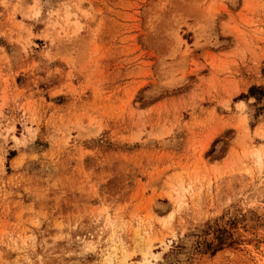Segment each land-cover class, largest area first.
Returning a JSON list of instances; mask_svg holds the SVG:
<instances>
[{
  "label": "rangeland",
  "instance_id": "obj_1",
  "mask_svg": "<svg viewBox=\"0 0 264 264\" xmlns=\"http://www.w3.org/2000/svg\"><path fill=\"white\" fill-rule=\"evenodd\" d=\"M0 264H264V0H0Z\"/></svg>",
  "mask_w": 264,
  "mask_h": 264
}]
</instances>
